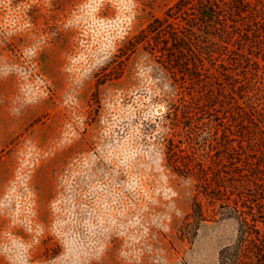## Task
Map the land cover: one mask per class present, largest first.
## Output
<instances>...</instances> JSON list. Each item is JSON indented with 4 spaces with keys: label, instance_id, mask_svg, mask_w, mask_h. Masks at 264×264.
Wrapping results in <instances>:
<instances>
[{
    "label": "rangeland",
    "instance_id": "1",
    "mask_svg": "<svg viewBox=\"0 0 264 264\" xmlns=\"http://www.w3.org/2000/svg\"><path fill=\"white\" fill-rule=\"evenodd\" d=\"M176 1L0 0V264H217L234 224L168 158L213 179L239 156L247 192L264 51L230 42L202 80L174 78L131 41Z\"/></svg>",
    "mask_w": 264,
    "mask_h": 264
},
{
    "label": "trees",
    "instance_id": "2",
    "mask_svg": "<svg viewBox=\"0 0 264 264\" xmlns=\"http://www.w3.org/2000/svg\"><path fill=\"white\" fill-rule=\"evenodd\" d=\"M262 14L264 0H177L162 18H154L135 35L131 46L141 44L151 53H158L159 61L174 78L198 82L204 77L205 62L215 60V55H224L223 50L230 42L236 41L237 46L247 43L251 51L253 47L257 49V55L264 51ZM238 23L245 26L240 30ZM260 55L264 59V55ZM244 135L241 132L242 138ZM172 146L170 151L179 149L175 146L172 149ZM262 155L263 160L257 158L250 167L249 171H257V174L246 182L248 188L244 195L236 192V187L243 185L246 177L243 168L250 164L244 162L243 165L239 156L227 155L232 165L230 174L217 171L216 178L214 174L211 179L200 166L194 172L188 169L187 162L169 155L170 163H176L173 166L176 172L190 174L199 183V193L209 197L218 220L234 224L233 237L218 250L217 264H264V151ZM222 172L230 175L229 184L225 186L220 181ZM227 187L236 193H231ZM205 217L202 205L195 198L181 227L182 234L188 235L206 220Z\"/></svg>",
    "mask_w": 264,
    "mask_h": 264
}]
</instances>
